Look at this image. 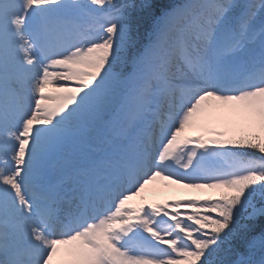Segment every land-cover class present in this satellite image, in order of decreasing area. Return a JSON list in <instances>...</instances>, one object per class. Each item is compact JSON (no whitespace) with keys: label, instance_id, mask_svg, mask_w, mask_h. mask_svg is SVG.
<instances>
[{"label":"snow or ice","instance_id":"6c2138e0","mask_svg":"<svg viewBox=\"0 0 264 264\" xmlns=\"http://www.w3.org/2000/svg\"><path fill=\"white\" fill-rule=\"evenodd\" d=\"M0 264H264V0H0Z\"/></svg>","mask_w":264,"mask_h":264},{"label":"rangeland","instance_id":"374dc122","mask_svg":"<svg viewBox=\"0 0 264 264\" xmlns=\"http://www.w3.org/2000/svg\"><path fill=\"white\" fill-rule=\"evenodd\" d=\"M172 187H175V188H177L178 190H181V191H187V192H189L191 194L204 193V192H193V191H190V190H187V189H180V188H178V187H176L174 185L169 186V185H166L164 182H160V183H158L156 185L150 186V191L145 193V195L148 196V198L150 196H152V195H157V196L167 195V194L170 193V191H172L171 190ZM153 189H154V191H153ZM208 192L210 193L211 191H208Z\"/></svg>","mask_w":264,"mask_h":264},{"label":"trees","instance_id":"16d2710c","mask_svg":"<svg viewBox=\"0 0 264 264\" xmlns=\"http://www.w3.org/2000/svg\"><path fill=\"white\" fill-rule=\"evenodd\" d=\"M178 197L177 194H173V196H170V198Z\"/></svg>","mask_w":264,"mask_h":264}]
</instances>
